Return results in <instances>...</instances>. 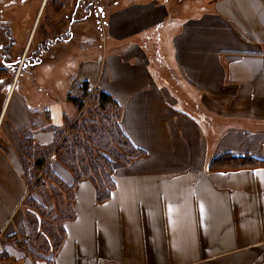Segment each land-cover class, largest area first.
I'll return each instance as SVG.
<instances>
[{
	"label": "crops",
	"instance_id": "0c3cea01",
	"mask_svg": "<svg viewBox=\"0 0 264 264\" xmlns=\"http://www.w3.org/2000/svg\"><path fill=\"white\" fill-rule=\"evenodd\" d=\"M108 1L103 49L84 45L86 24L62 65L45 67L64 97L39 109L43 119L31 120L17 91L24 68L0 96V133L6 118L9 127L0 139V248L25 224L28 186L11 135L24 129L39 145L56 143L57 129L78 116L68 96L87 84L120 104L122 128L146 156L115 166L103 203L90 180L76 184V214L51 264H264V166L210 170L224 153L264 161V0H194L193 10L180 7L190 0ZM36 33L21 45L31 48ZM70 65L75 81L62 91L52 77ZM68 171L56 169L72 184ZM4 246L6 264H48Z\"/></svg>",
	"mask_w": 264,
	"mask_h": 264
},
{
	"label": "trees",
	"instance_id": "16d2710c",
	"mask_svg": "<svg viewBox=\"0 0 264 264\" xmlns=\"http://www.w3.org/2000/svg\"><path fill=\"white\" fill-rule=\"evenodd\" d=\"M87 98L94 99L96 111L88 117L81 116L76 120L67 121L65 130L57 129L56 137L59 136V140L56 139L55 144L49 146L35 145L31 144L29 138L25 140L28 144H18L23 154L22 157L24 156L26 160L32 162L34 169L33 173L27 168L25 169L28 164L23 159L18 158L22 168L24 166L22 175L30 190L29 193L42 194L44 199V205H42L34 197V194L30 195L28 203L32 206L28 210L36 218L34 217L35 221L31 217L28 218L27 224L20 228L19 233L25 238L27 232H24V230L28 227L32 233L34 232V235L40 234L37 241L32 242V246L35 249L33 254L35 252L45 254L43 259L47 254H50V251L53 252V255L58 252L66 235L65 223L75 217L76 184L82 179L90 180L96 188L97 203H103L111 197L113 190L116 188L114 179L116 164L127 165L146 156V151L135 145L123 130L121 106L112 95L106 92L92 94L87 90V84H83L79 97L68 96V100L72 101L78 110L83 108ZM68 130L69 133L66 135ZM52 156L62 166L73 172L72 184H66L55 173L50 161ZM262 166H264V161L252 156L224 153L213 158L210 170H239ZM50 180L56 183L60 190L66 192V201H59V194L57 193L54 197L47 193L46 181ZM48 189L50 192L53 190L52 192L55 193L54 188ZM53 199L55 202H52ZM51 203H53V207L47 209L46 207ZM42 207L48 212L47 219L53 217L52 219L45 222L41 218L43 221L39 222L37 217H43L40 213ZM20 241V248L25 245L24 243L28 244L27 239ZM0 253L2 254L3 251ZM4 257L7 258V256Z\"/></svg>",
	"mask_w": 264,
	"mask_h": 264
},
{
	"label": "rangeland",
	"instance_id": "374dc122",
	"mask_svg": "<svg viewBox=\"0 0 264 264\" xmlns=\"http://www.w3.org/2000/svg\"><path fill=\"white\" fill-rule=\"evenodd\" d=\"M63 2V0H47L48 3L45 2V0H0V28H11V35L14 36L17 40L16 46L14 48L11 49L13 55L15 56L16 53H25V51L27 49H32L33 48H37L39 46V44L43 41L46 40L47 38H54L55 34V28L54 27H59L61 31H64L68 25V22L66 21L65 17L71 14L74 6H75V1L76 0H68L67 4H64L63 6H61V10L56 13L55 12V8H53V6L55 7V3L58 4V2ZM45 2V4H44ZM109 1L108 0H100V4H104ZM177 2V0L175 1ZM194 0H190L189 2L185 3L183 6H180L181 8L187 9V8H191V10H193L194 8ZM65 3V2H64ZM42 7H45L44 13L43 11L40 13ZM38 15L39 18H38ZM102 19V18H99ZM6 24L8 26H6ZM86 24L90 27L91 32H89L90 37L86 38V42H84V45L87 46H94L97 45V42L99 41V48H98V53L100 49H103L104 45V41L103 38L105 39L106 37H104V24L103 21H100V25H98L97 20L94 18L89 17L87 19L86 22H84L81 27L80 25H76V30H75V39L68 45H56L54 47L51 48L50 52L47 53L44 56V60H43V64L40 66H36L34 67V69L29 68H24L17 83L18 89L17 91H22L24 90L25 95H26V99H27V104L30 105V110H29V116L32 120V118L34 119H43V114H41L40 110L42 109V107L46 104H48L49 102L55 101L57 99H61L64 96H61L60 93H57L54 90V86L52 84V81H50V76L48 74L49 71H47V69L45 68L46 66H50V65H58L61 66V59L63 57H66L69 53H73L74 52V47L77 45L76 42L77 40L80 38V36L83 34V29L86 27ZM53 27V28H52ZM100 29L98 30V32H96L95 29ZM37 31L35 38H34V42L32 44L31 48H27L23 45H20V41H22L21 39H25L26 40L29 38V36L32 37L33 32ZM38 29V30H37ZM32 32V34H30ZM100 32V34H99ZM93 35H95L96 37H93ZM34 37V35H33ZM1 39V38H0ZM5 39V38H2ZM91 48L93 47H89L87 50H91ZM106 51V50H105ZM15 53V54H14ZM52 54V55H51ZM95 57L98 58L97 56V52L96 54H94ZM65 67V66H64ZM71 65L68 68V66H66L62 73L58 72L57 70L54 71V76L52 77V80L54 81L55 87L58 88H62V91L64 89H66L67 87L69 88L71 86V84L75 81V76L76 74L74 73V71L71 69ZM52 74V75H53ZM12 73L10 74L8 72L7 69L2 70L1 69V62H0V96H4V94H6V89L8 87L9 84V80L12 77ZM62 79V83L60 81V78ZM71 83V84H70ZM49 87H52V90H49ZM47 90V93H46ZM52 92V93H50ZM67 101V99L65 100ZM96 105H95V101L94 99H86L85 105L83 106L82 109L77 110V118H80L81 116H85L88 117L91 115V113H93L94 111H96ZM40 109V110H39ZM36 111V112H35ZM40 115V116H39ZM42 116V117H41ZM76 118V119H77ZM7 122V118L4 124V127L0 133V139L4 137L5 131L8 127V123ZM69 133H66V135ZM11 135V134H10ZM9 135V136H10ZM11 142L12 144H15V147L17 145L16 148V159L21 158V160L23 159L26 164H28V166H25V169L27 168L28 170H30L31 173L34 172L33 166H32V162L30 163L28 160L25 159V157H22V152L19 149V145L18 144H28L27 141H25L27 139L26 135H25V131L24 129H18L16 130V133H14L13 135H11ZM30 139V138H29ZM57 140H59V136L56 137ZM8 139H6L7 141ZM28 140V139H27ZM31 140V144H35L37 145V143H35L32 139ZM56 140V141H57ZM55 144V143H54ZM43 146V145H41ZM25 148V146H24ZM20 155H19V152ZM52 162V168L54 169L55 173L56 169L60 170L61 172H63V170L68 171L69 169L61 166L59 164V162L56 160V158H54V156L51 157ZM117 165V164H116ZM121 165V164H120ZM66 168V169H65ZM21 169L23 171L24 166L22 168L21 165ZM24 172V171H23ZM70 174H72L73 176V172L71 170L68 171ZM58 175V174H57ZM47 183V193L50 194L52 197H54V195L57 193L59 194V201L60 200H67V195L66 192L60 190V188L57 186L56 183H54L52 180L50 181H46ZM54 188L55 193H53L52 191L50 192V190L48 188L51 189ZM29 188L26 194V199L24 201V206L22 207L23 210L25 211V217H24V222L26 225L27 224V219L31 217V219H33L35 221L36 216H34V214L30 213L28 209H30L29 207L32 206V204L28 203V199L30 197V195L34 194V197L37 198V200L40 201V203H42V205H44V199L42 194H37L36 192H30L29 193ZM58 201V200H57ZM52 202H55L54 199ZM53 207V203H51V205H49L48 207H46L47 209H50ZM34 211V210H33ZM32 211V212H33ZM34 213V212H33ZM35 213H37V211H35ZM42 213L43 217H37L39 222L43 221L41 220V218L44 219V221L46 222V220H50L53 217H49V219H47L48 216V212L46 211L45 208L42 207V211L40 212ZM31 215V216H30ZM35 217V218H34ZM22 227H24L22 225ZM20 232V229L18 230ZM27 232L26 237L24 238L22 236V234H20L19 232L16 233L13 236L8 237L5 240L1 241L2 247L0 248V252L1 250H3V253L0 256H7V258L9 257V254L6 251V247L4 245H13L14 247H16V250L19 251H24L25 255L29 258V261L34 260V261H41L44 257L45 254L42 253H37L35 251V249L32 246V242L35 243L38 239V235H40L39 233L37 235H34V232L32 233V231H30V229L28 227L25 228L24 232ZM56 235V233H55ZM42 238V237H41ZM27 239L28 240V244L24 243L25 245L21 248L19 247V243L21 242L20 240H24ZM18 240V241H17ZM44 240V238L42 239V241ZM32 250V252H31ZM53 255V252L50 251V254H47L46 257L48 256L47 259V263L51 264L50 262V258ZM3 256V257H4ZM0 257V264H6V259L7 258H3ZM3 258V259H2ZM24 261V260H23ZM22 260L17 261L16 260V264H26L25 261L24 263Z\"/></svg>",
	"mask_w": 264,
	"mask_h": 264
},
{
	"label": "flooded vegetation",
	"instance_id": "af4514ba",
	"mask_svg": "<svg viewBox=\"0 0 264 264\" xmlns=\"http://www.w3.org/2000/svg\"><path fill=\"white\" fill-rule=\"evenodd\" d=\"M67 2L68 0H63V2H58V4L55 3V7L53 6V8H55V12L58 13L61 10V6L67 4ZM104 8L105 6L100 4V0H76L71 14H67L65 17L66 21L68 22L66 29L61 31L62 29L60 30L59 27H54L56 34L54 38L49 37L46 40H43L37 48H33V50L31 49L30 53H28L29 49H27L23 56L20 53H14V56L11 51V49L16 46L17 40L11 35L10 26L7 29L0 28L1 69H7L10 74H14V70H16L17 67L34 68L38 65H42L44 56L50 52L52 47L58 44L66 45L68 42L75 39V24L80 25L81 27V25L87 21L89 17H91L93 19L95 18L98 25H100V21H102V19L99 18H105L107 16ZM6 26L8 25L6 24ZM95 30L98 32L100 29L97 28Z\"/></svg>",
	"mask_w": 264,
	"mask_h": 264
}]
</instances>
